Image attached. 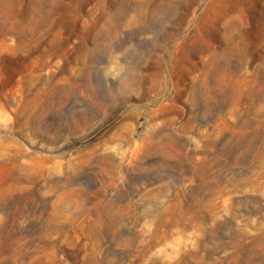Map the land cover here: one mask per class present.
<instances>
[{"label": "rangeland", "instance_id": "1", "mask_svg": "<svg viewBox=\"0 0 264 264\" xmlns=\"http://www.w3.org/2000/svg\"><path fill=\"white\" fill-rule=\"evenodd\" d=\"M0 264H264V0H0Z\"/></svg>", "mask_w": 264, "mask_h": 264}]
</instances>
